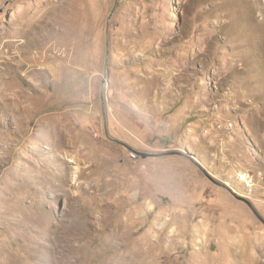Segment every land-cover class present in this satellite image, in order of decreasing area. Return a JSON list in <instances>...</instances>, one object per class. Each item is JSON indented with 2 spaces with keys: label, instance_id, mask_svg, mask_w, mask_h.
I'll return each instance as SVG.
<instances>
[{
  "label": "rangeland",
  "instance_id": "obj_1",
  "mask_svg": "<svg viewBox=\"0 0 264 264\" xmlns=\"http://www.w3.org/2000/svg\"><path fill=\"white\" fill-rule=\"evenodd\" d=\"M65 3L0 0V264H264V0Z\"/></svg>",
  "mask_w": 264,
  "mask_h": 264
},
{
  "label": "water",
  "instance_id": "obj_2",
  "mask_svg": "<svg viewBox=\"0 0 264 264\" xmlns=\"http://www.w3.org/2000/svg\"><path fill=\"white\" fill-rule=\"evenodd\" d=\"M109 54H107V56H108ZM108 134V133H107ZM116 142H118V143H120V144H123V145H126V146H128L125 142H123V141H121V140H118V139H114ZM129 147V146H128ZM130 149H132L133 151H135L137 154H139V155H142L143 157H149V156H165V155H174V154H176L175 152H165V153H162V154H148V153H144V152H141V151H139V150H136V149H134V148H131V147H129ZM206 171V170H205ZM218 184L219 185H221V186H224V187H226V188H228L229 190H230V192L232 193V194H234L236 197H238V198H242L241 196H239L231 187H229L227 184H225V183H219L218 182ZM254 211H255V213L257 214V216L264 222V219L258 214V212L254 209Z\"/></svg>",
  "mask_w": 264,
  "mask_h": 264
},
{
  "label": "bare ground",
  "instance_id": "obj_3",
  "mask_svg": "<svg viewBox=\"0 0 264 264\" xmlns=\"http://www.w3.org/2000/svg\"><path fill=\"white\" fill-rule=\"evenodd\" d=\"M75 1H77V0H66V3L65 4H70V5H72ZM63 2H64V0H63ZM20 13V12H19ZM78 134V133H77ZM65 140V139H64ZM95 145V144H94ZM95 155V154H94ZM59 174V173H58ZM52 182V181H51Z\"/></svg>",
  "mask_w": 264,
  "mask_h": 264
}]
</instances>
